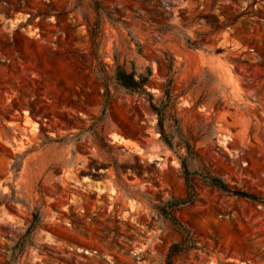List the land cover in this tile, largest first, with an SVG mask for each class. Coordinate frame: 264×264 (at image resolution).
Returning <instances> with one entry per match:
<instances>
[{"label": "rangeland", "instance_id": "374dc122", "mask_svg": "<svg viewBox=\"0 0 264 264\" xmlns=\"http://www.w3.org/2000/svg\"><path fill=\"white\" fill-rule=\"evenodd\" d=\"M182 158L172 264H264V0H0V264H166Z\"/></svg>", "mask_w": 264, "mask_h": 264}, {"label": "trees", "instance_id": "16d2710c", "mask_svg": "<svg viewBox=\"0 0 264 264\" xmlns=\"http://www.w3.org/2000/svg\"><path fill=\"white\" fill-rule=\"evenodd\" d=\"M115 80L116 82L123 87L124 89L130 92L137 93H147L145 90V85L148 81V77L150 76V69L146 70V73H136L135 68L133 67L131 70H127L122 65H117L115 68ZM150 107L157 115V128L160 133L163 141L171 146L169 138L167 137L164 129V105L158 106L154 103H150ZM187 151L189 147H186ZM181 165L184 173V184H185V196L184 197H170L167 200L161 202L156 206L157 211L163 217L171 221L177 228L180 233V240L178 242L172 243L166 252V264H172L173 258L193 247V241L190 239L189 234L186 228L181 224V222L175 217L174 211L188 203H191L194 200L195 192L193 189V183L191 181V172H189L187 165L185 163L184 158L181 159ZM209 182L212 185L219 187L221 190L230 192L231 194H235L244 198L259 200L264 203V198L253 195L251 193H247L244 191L230 190L227 188L225 183L217 178L210 177ZM38 214L33 213L32 218L29 221L23 236L29 235L35 229V221L37 220Z\"/></svg>", "mask_w": 264, "mask_h": 264}, {"label": "bare ground", "instance_id": "6f19581e", "mask_svg": "<svg viewBox=\"0 0 264 264\" xmlns=\"http://www.w3.org/2000/svg\"><path fill=\"white\" fill-rule=\"evenodd\" d=\"M113 139L118 140L119 142H121V143H123V144H125V145H130V144H132V142H131L129 139H127V138H123V137H119V136H117V135H114V136H113Z\"/></svg>", "mask_w": 264, "mask_h": 264}]
</instances>
